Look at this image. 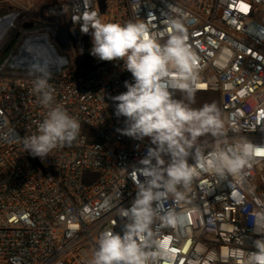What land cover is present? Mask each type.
Masks as SVG:
<instances>
[{
    "label": "built area",
    "instance_id": "built-area-1",
    "mask_svg": "<svg viewBox=\"0 0 264 264\" xmlns=\"http://www.w3.org/2000/svg\"><path fill=\"white\" fill-rule=\"evenodd\" d=\"M3 1L17 9L21 27L53 31L62 50L70 48L74 24L93 14L105 23L143 22L160 43L182 25L198 57L194 93L218 94L227 141H249L257 152L239 174L201 170L183 190L184 200L166 198L164 210H174L181 222L152 226L164 250L158 264H240L255 250L253 241L264 235V219L257 216H264V0ZM49 35L31 33L7 64L12 75L0 73V264H89L100 233L122 231L120 210L134 199L136 182L144 179L140 161L154 147L148 137L118 131L125 118L115 115L112 97L133 82L123 60L91 55L88 69L68 80L64 70L81 61L60 56ZM41 37L64 60L60 68L18 67L25 44ZM38 78L53 90L52 106L81 126L71 145L44 158L23 144L49 110L33 91ZM215 142L201 144L206 154Z\"/></svg>",
    "mask_w": 264,
    "mask_h": 264
},
{
    "label": "clouds",
    "instance_id": "clouds-1",
    "mask_svg": "<svg viewBox=\"0 0 264 264\" xmlns=\"http://www.w3.org/2000/svg\"><path fill=\"white\" fill-rule=\"evenodd\" d=\"M174 27L160 43L140 21L105 23L93 14L81 25L82 33L91 30L92 56L101 61L123 60L124 69L132 75L133 82H124L127 91L112 97L115 115L125 118V128L118 131L138 140L148 137L154 145L140 161L144 179L136 182L134 199L120 210L125 218L122 231L100 233L89 264H158L164 250L152 226L157 220L173 227L181 222L174 210H164L166 198L184 200L183 190L201 170L221 176L239 174L257 152L249 141H227L225 120L214 104L194 109L172 99L170 90L177 89L191 99L199 72L186 30L180 24ZM33 91L49 110L37 133L24 137L23 144L25 151L44 158L59 145H71L81 126L61 106H52L53 90L47 79L38 78ZM209 134L216 142L206 154L197 141ZM190 158L194 163H189ZM253 247L240 264H264V235L253 241Z\"/></svg>",
    "mask_w": 264,
    "mask_h": 264
},
{
    "label": "rangeland",
    "instance_id": "rangeland-1",
    "mask_svg": "<svg viewBox=\"0 0 264 264\" xmlns=\"http://www.w3.org/2000/svg\"><path fill=\"white\" fill-rule=\"evenodd\" d=\"M51 1H59V0H30L29 3L43 4L45 2H51ZM16 12L17 9L14 6L4 2L3 0H0V20L5 19L6 17L11 16ZM14 20H12L11 23L6 27L5 31L2 34H0V73H2L3 75H12L8 71H5V69H7V64L11 62L14 53H17L24 39L26 37H29L31 33H33L34 36H38V35L42 36V35H46L47 32H49L50 42L58 49V53L60 56H65L68 57L69 59H72L71 62L80 60L81 64L84 65L82 66V70L85 71L88 69L89 62L91 59V54H90L91 30L88 34H84L79 31V27L81 24H83L84 21H81L79 24H74V32L72 33L71 36L70 48L69 50H62L55 41L54 38L55 34L53 31H48L45 27L24 29L19 25V18H17L15 21ZM18 74L22 77L25 76L20 73H17V75ZM172 99L187 104L188 106L194 109H200L206 104L208 105L214 104L217 107V109L220 111L219 95L216 93H206V94L194 93L191 99H189L187 93H172ZM212 139H214V137H212L209 134L199 137L197 142L203 144L211 141ZM90 179L91 178H86L85 180L88 181Z\"/></svg>",
    "mask_w": 264,
    "mask_h": 264
},
{
    "label": "bare ground",
    "instance_id": "bare-ground-1",
    "mask_svg": "<svg viewBox=\"0 0 264 264\" xmlns=\"http://www.w3.org/2000/svg\"><path fill=\"white\" fill-rule=\"evenodd\" d=\"M16 14H13L11 16L6 17L5 19L0 20V34H2L6 27L11 23L14 18H16ZM43 49L47 50L48 45L46 43V37H41L35 41H30L25 44L23 47L22 52L17 57V63L16 65L25 66L24 63L30 64L29 61L31 57L33 56L32 53H40ZM32 55V56H31ZM45 61V60H42ZM64 60H58L57 63L63 64ZM41 64V62H39ZM44 69L54 71L56 70V63H50V64H41ZM31 67V66H30Z\"/></svg>",
    "mask_w": 264,
    "mask_h": 264
},
{
    "label": "water",
    "instance_id": "water-1",
    "mask_svg": "<svg viewBox=\"0 0 264 264\" xmlns=\"http://www.w3.org/2000/svg\"><path fill=\"white\" fill-rule=\"evenodd\" d=\"M23 28L24 29H32L33 26L32 25H24ZM47 45H48L47 50L43 49L38 54L32 53L33 56L31 55L32 57L29 61L30 64L24 63L25 66L18 65V67L23 68V69L24 68L41 69V68H43L41 65L43 63L44 64L56 63L57 64L56 70H58L62 64L57 63V61L62 60V59L58 56L55 48L52 45H50L48 43H47ZM42 60H45V61H42ZM39 62H41V64H39Z\"/></svg>",
    "mask_w": 264,
    "mask_h": 264
},
{
    "label": "trees",
    "instance_id": "trees-1",
    "mask_svg": "<svg viewBox=\"0 0 264 264\" xmlns=\"http://www.w3.org/2000/svg\"><path fill=\"white\" fill-rule=\"evenodd\" d=\"M82 66H84V65L83 64H80L77 67L71 66V67L66 68L64 70L65 71L66 78L68 80H72V79L77 78L80 75L81 71H82Z\"/></svg>",
    "mask_w": 264,
    "mask_h": 264
}]
</instances>
